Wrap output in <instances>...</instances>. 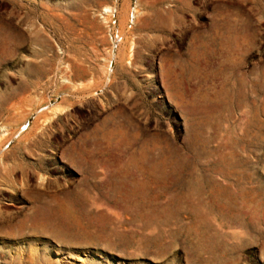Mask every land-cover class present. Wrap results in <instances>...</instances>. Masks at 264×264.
Segmentation results:
<instances>
[{"label":"rangeland","instance_id":"obj_1","mask_svg":"<svg viewBox=\"0 0 264 264\" xmlns=\"http://www.w3.org/2000/svg\"><path fill=\"white\" fill-rule=\"evenodd\" d=\"M0 264H264V0H0Z\"/></svg>","mask_w":264,"mask_h":264},{"label":"bare ground","instance_id":"obj_2","mask_svg":"<svg viewBox=\"0 0 264 264\" xmlns=\"http://www.w3.org/2000/svg\"><path fill=\"white\" fill-rule=\"evenodd\" d=\"M110 8V7H109ZM107 10H108V8H107ZM109 11V10H108ZM219 31V30H218ZM210 34H211V32H210ZM216 38V37H215ZM135 153V152H134ZM124 183H125V181H124ZM127 186H128V184H127ZM42 188V187H41ZM129 188V187H128ZM44 189V188H43ZM130 189V188H129ZM42 190V189H41ZM122 190H123V188H122ZM131 190V189H130ZM124 191V190H123ZM122 192V191H121ZM125 192V191H124ZM101 193V192H100ZM124 194V193H123ZM123 196V195H122ZM105 197V196H104ZM124 198V197H123ZM110 200V199H109ZM127 200H129V199H127ZM72 201H73V199H72ZM109 203V202H108ZM42 213V212H41ZM48 215V214H47ZM35 217H37V216H35ZM40 217H42V216H40ZM45 217V216H44ZM44 217H42V219H44ZM50 217H51V215H50ZM50 217L48 218V219H50ZM41 219V218H40ZM46 219H47V217H46ZM28 220V219H27ZM36 220H39V217H38V219H36ZM45 220V219H44ZM47 221V220H46ZM9 223V222H8ZM38 223V222H37ZM36 223V224H37ZM42 223V222H41ZM45 222H43V224H44ZM23 224V223H22ZM39 224V223H38ZM48 224H50V223H47L46 224V226L48 225ZM25 225H28V223L27 224H25ZM35 225V224H34ZM26 227V226H25ZM29 227V226H28ZM232 229V228H231ZM22 230H24V229H22ZM29 230H32V228H29ZM37 230V229H36ZM38 230H40V229H38ZM37 230V231H38ZM46 230H47V227H46ZM234 230V229H233ZM32 231H34V230H32ZM31 231V232H32ZM41 231V230H40ZM43 231V230H42ZM14 232V231H13ZM16 232H17V230H16ZM26 232V231H25ZM34 232H36V231H34ZM34 232H32V233H34ZM45 232V231H44ZM43 232V233H44ZM31 233V234H32ZM54 233V232H53ZM23 234V233H22ZM50 234V233H49ZM55 234V233H54ZM14 235H16V234H14ZM21 235V234H20ZM58 237V236H57ZM89 243V242H88ZM80 244V243H79ZM84 244V243H83ZM193 254V253H192ZM190 261V260H189Z\"/></svg>","mask_w":264,"mask_h":264}]
</instances>
